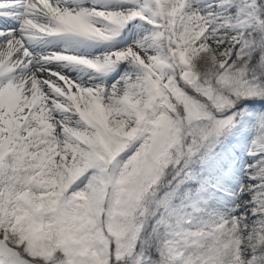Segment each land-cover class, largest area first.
<instances>
[{
	"label": "snow or ice",
	"instance_id": "snow-or-ice-1",
	"mask_svg": "<svg viewBox=\"0 0 264 264\" xmlns=\"http://www.w3.org/2000/svg\"><path fill=\"white\" fill-rule=\"evenodd\" d=\"M0 264H264V0H0Z\"/></svg>",
	"mask_w": 264,
	"mask_h": 264
}]
</instances>
